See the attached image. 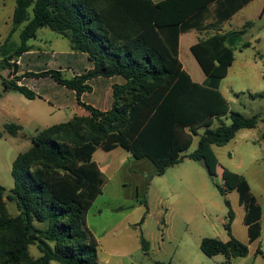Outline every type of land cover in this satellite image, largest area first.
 <instances>
[{
	"label": "trees",
	"instance_id": "trees-1",
	"mask_svg": "<svg viewBox=\"0 0 264 264\" xmlns=\"http://www.w3.org/2000/svg\"><path fill=\"white\" fill-rule=\"evenodd\" d=\"M249 1L15 0L9 33L0 45V68L8 70V77L18 72L15 62L28 53V41L41 28L67 39L71 50L85 55L91 68L71 79L50 69L2 80L4 91L32 100L35 92L18 82L26 76L49 77L74 92L88 115H74L37 131L30 137L31 146L13 159V187L6 193L0 185V264H97V242L86 230L85 216L107 181L92 159L98 148L120 147L135 160L148 159L161 176L185 158L202 162L211 146H224L239 130L257 127L258 115L231 110L218 89L234 60L232 44L251 23L228 35L200 39L190 47L205 76L201 83L192 81L178 58L181 33L218 30ZM211 3L221 10L216 19L202 24L200 17ZM18 29L16 44L10 37ZM116 77L123 82L112 85L109 109L81 102V95L92 90L90 81ZM21 129L15 123L4 125L10 136ZM193 136H198L195 150L181 155ZM260 138L264 140V131ZM220 179L222 186L214 185L227 208L228 239L204 237L199 248L207 257L221 254L230 263L246 257L248 244L260 237L262 209L242 174L220 166ZM232 190L244 210L247 244L231 234L235 215L226 193ZM4 196L15 204L16 215L9 214ZM143 205L147 211L144 200ZM141 243L146 252L148 242L141 238Z\"/></svg>",
	"mask_w": 264,
	"mask_h": 264
},
{
	"label": "rangeland",
	"instance_id": "rangeland-1",
	"mask_svg": "<svg viewBox=\"0 0 264 264\" xmlns=\"http://www.w3.org/2000/svg\"><path fill=\"white\" fill-rule=\"evenodd\" d=\"M14 6L15 0H0V45L9 33ZM252 22L253 25L245 29L244 40L253 42V45L244 53L255 55L256 64L236 68L246 74L230 73L221 80L219 89L227 95L231 110L246 116L258 115L261 122L251 134H247V144L242 143L231 150V159L220 153L225 148H216L220 161L211 151L204 155L202 162L185 158L157 176L148 159L135 160L120 147L110 151L98 148L94 152L92 159L107 179L85 216L86 230L97 242V264H264V140L260 139L264 130V97L250 99L248 96L249 93H264V18ZM19 29L10 37L16 44L19 43ZM255 38L259 40L257 45L253 41ZM28 45V53L15 62L18 67L15 75L8 77V70L0 68V185L6 193L13 187L12 161L31 146L30 137L43 128L66 122L74 115L82 116L84 112L78 106L74 92L57 85L49 77L26 76L18 82L35 92L37 96L32 100L17 92L4 91L3 79L50 69L60 70L63 77L71 79L83 73L84 66L87 67V59L79 53L74 54L76 56L68 54L73 52L68 40L49 29H39ZM180 60L193 81L199 83L204 79L188 49L183 47L180 50ZM121 79L90 81L92 90L81 95V102L107 109L109 89L113 84L122 83ZM223 122L228 124L229 120L223 118ZM8 123L22 127L16 136L4 131V125ZM198 132L200 134L202 129ZM241 136L237 135L236 139ZM197 138L192 137L190 146L181 155L195 150ZM238 165L241 167L236 173L246 178L250 191L261 206V234L255 242L248 244V256L227 263L221 254L205 256L199 244L204 237L228 239L224 228L227 208L224 197L214 184L222 186L220 166ZM226 198L235 215L231 234L247 244V231L242 223L244 210L238 204L237 192L228 191ZM4 200L9 214L16 215L15 204L7 201L5 196ZM142 216L144 219L140 223ZM141 238L148 242L146 252ZM257 248L260 253L255 252ZM30 253L37 255L35 248H31Z\"/></svg>",
	"mask_w": 264,
	"mask_h": 264
},
{
	"label": "crops",
	"instance_id": "crops-1",
	"mask_svg": "<svg viewBox=\"0 0 264 264\" xmlns=\"http://www.w3.org/2000/svg\"><path fill=\"white\" fill-rule=\"evenodd\" d=\"M151 1L153 3H157V2H161L163 0H151ZM207 9H208V12H206L205 15H203L202 17H200V20L199 21L202 24H207L208 22L212 21L213 19H216L217 14H218L217 12L219 10H221L220 7H218V5H216L215 3H211L207 7ZM262 18H264V0H250L244 6H242L241 9H239L236 13H234L230 17V19L228 21H226L224 24H222V26L218 30H213V31H205L204 30V31H201L200 32V31H197L195 29H192V30H188L186 32L181 33L179 35V37H177L178 38V58H179V61L181 62V60H180V50L183 47L185 49H188L190 51V47L192 45H194L195 43H197L200 39H204V38H207V37H209L211 35H215V34L222 35V36L223 35H228L232 31H238V30L242 29L244 27V25H246L247 22L251 23L249 25V26H251V25H253V22H252L253 19H259L260 20ZM245 34H246V31L244 30L243 33L239 35L238 40H236V42H234L232 44V46H231V48L233 49V57H234V60L231 63V65L228 67L227 73H226L225 77L228 76L230 73H234V72H237V74H240V75H244V74H246V72L240 73V71L239 70L237 71L236 68H241V67H246V66L249 67L251 65L256 64L257 57L255 55H248V53L247 54L244 53V50L245 49H248V48L252 47V45H253V42H250L249 40H244ZM231 38H232V36L229 35V37L226 38V39H228V41H230V40H232ZM257 39L256 38L253 39L255 45H257L259 43V40H257ZM244 45H247V46H244ZM68 54H73L72 56H76L74 54H77V53L71 52V53H68ZM81 55L83 57H85V55H83V54H81ZM87 63H88L87 64V67L84 66L83 71L91 68L90 62L87 61ZM204 78H205V76H204ZM262 78H264V76H262ZM97 79H100V78H97ZM109 79H112V78H109ZM203 80L201 82H203ZM201 82H199V83H201ZM220 83H221V81H220ZM220 83H219L218 89L220 88ZM219 91L224 96V98L227 100V95L225 93H223L221 91V89H219ZM261 94H264V93L261 92ZM248 96H249V94H248ZM249 98L250 99H253L250 96H249ZM109 99H110V101L108 103L107 109H109L111 107V89H109ZM227 102H228V100H227ZM79 107L82 108L81 106H79ZM107 109H105V110H107ZM87 114H88V112L84 111L81 115L82 116H85ZM262 125H264V124H262ZM253 129H241V130H239L235 134L234 138L231 139L230 142H228L224 146H220V145L219 146H211V151H214L216 157L219 159L218 154H217V151H216V148H225V149H222V150H225V151H221L220 153L222 155L226 156V158L231 159V157H232L231 150L233 151L234 149H237L242 143L247 144L248 141H249V140H247V138H248L247 134L248 133L251 134L250 132ZM262 131H264V130H262ZM262 131H261V133H262ZM239 134H241L242 136L240 137V139H236L237 138V135H239ZM260 136H261V134H260ZM254 141L256 143H258L257 142L258 140L254 139ZM219 161H220V159H219ZM240 167H241L240 165L233 166V167L230 166L227 169H229V170H231V171H233V172L236 173V172H239L238 169H240ZM261 215H262V213H261ZM260 220H261V218H260ZM260 225H261V223H260ZM254 242H255V240H254ZM97 261H98V259H97Z\"/></svg>",
	"mask_w": 264,
	"mask_h": 264
}]
</instances>
